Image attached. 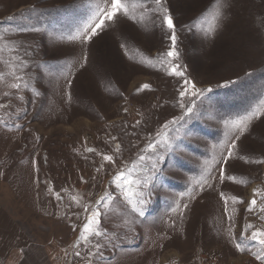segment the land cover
Returning <instances> with one entry per match:
<instances>
[{"label": "rangeland", "instance_id": "1", "mask_svg": "<svg viewBox=\"0 0 264 264\" xmlns=\"http://www.w3.org/2000/svg\"><path fill=\"white\" fill-rule=\"evenodd\" d=\"M98 3L0 0L1 207L61 264H261L245 237L264 230V115L225 121L264 99V0H162L196 96L159 63L173 42L154 0L72 39Z\"/></svg>", "mask_w": 264, "mask_h": 264}, {"label": "snow or ice", "instance_id": "2", "mask_svg": "<svg viewBox=\"0 0 264 264\" xmlns=\"http://www.w3.org/2000/svg\"><path fill=\"white\" fill-rule=\"evenodd\" d=\"M146 3V0H102V3H98L96 5V11L95 14L93 15V17L89 20V22H87L83 28L81 29V31L74 37H72V39H86V40H91L92 36L96 34V30L100 29L104 26L105 21H111L113 20L118 14H123V15H129L130 11L132 9H134L136 6H140V7H144ZM154 3L158 6V9L161 10L163 12V22L167 25V28L172 30V35H171V40L173 42V46L171 48V50H169L166 54H164L160 59H159V63L161 64H167L168 65V71H169V75H174L177 77H185V74L183 71L179 70V65H174L172 64V61L170 59L167 58H175L178 57V52L175 49V41H176V36H175V25H174V21L172 16L169 14V10L163 5L162 0H154ZM222 7V5L217 6V10L215 12V14L213 15L212 19L213 21H218L219 18L222 15V12L220 11V8ZM33 30H37L38 29H33ZM210 31H214V28L210 29ZM4 40V36L0 35V41ZM7 47V44H0V53H2L4 51V48ZM150 64H152L151 61H149ZM153 66H155L153 64ZM0 78H2V75H0ZM18 80H22V77H17ZM184 85L189 86L192 89L191 95L196 96L199 94L198 90H196V85L194 82L188 80L186 77L184 78ZM21 84L20 83H15L12 85L13 88H20ZM147 87V86H145ZM207 91H211V89H208ZM188 92L187 91H181L180 92V96L184 97L185 95H187ZM190 111V109H189ZM260 115H264V99H261L258 102V105L256 106V108L251 111L248 115H246L243 118H240L238 120L235 121H225L226 126H231L233 128H238L241 131L246 130L247 127V123L251 121V119L255 116H260ZM176 121H173L172 123H175ZM165 128L168 127V124L164 125ZM238 139V137H237ZM149 148H154V145L150 144L148 146ZM231 148H235L236 145L235 143H232L230 145ZM233 155V153L231 151H229L227 153V156L229 158H231V156ZM105 159L108 161H112L113 158L111 156H105ZM141 160L144 159L143 156L140 157ZM258 163H264V161H257ZM128 175H130V173H128ZM230 179H235V177H229ZM126 179V176L124 173L118 174L115 178H114V182L117 184L118 187L123 188L124 184L122 183V180ZM127 183L129 185L136 183L135 181L132 180H128ZM196 183L203 185V183H206V181L202 178L199 181H196ZM125 196L129 199V203L132 204L133 209L135 211L141 212L142 214V210L140 208L137 207L136 201L134 199H132L133 197V193L131 191V189L127 190L125 192ZM108 199H111L110 194H108ZM234 202H236L237 198L233 197L232 198ZM102 201H105V197H101ZM228 200L227 198L225 199V203L227 204ZM257 207V200L254 198L251 200L248 210L249 211H253L255 210ZM259 210L261 212H264V206H261L259 208ZM99 216H100V212L99 210H96L94 212L90 213L89 216V222L86 223L84 225V232H85V236L84 239H87V234H94V235H101L102 233L99 231L98 227H94V226H98L99 224ZM229 219H231V217H229ZM261 219H264V217H261ZM254 226L249 224L247 225V227L245 228V232L248 231V229L253 228ZM251 239L253 241H256L259 244V249L257 252H253L252 255L256 258V260L260 261L261 264H264V230L261 229H257L255 231L251 232V236L250 237H245V239ZM236 248L240 251V252H244L245 250H249L248 246L246 243H237L236 244ZM77 255H79V253H77Z\"/></svg>", "mask_w": 264, "mask_h": 264}, {"label": "crops", "instance_id": "3", "mask_svg": "<svg viewBox=\"0 0 264 264\" xmlns=\"http://www.w3.org/2000/svg\"><path fill=\"white\" fill-rule=\"evenodd\" d=\"M86 250V249H84ZM88 251V250H86ZM111 256L106 258L110 261ZM0 264H61L57 253L26 236L0 205Z\"/></svg>", "mask_w": 264, "mask_h": 264}]
</instances>
